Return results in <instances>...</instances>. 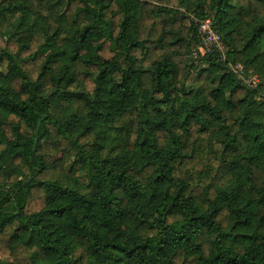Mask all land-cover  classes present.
<instances>
[{
    "label": "trees",
    "instance_id": "obj_1",
    "mask_svg": "<svg viewBox=\"0 0 264 264\" xmlns=\"http://www.w3.org/2000/svg\"><path fill=\"white\" fill-rule=\"evenodd\" d=\"M3 65L0 264H264V0H0Z\"/></svg>",
    "mask_w": 264,
    "mask_h": 264
},
{
    "label": "built area",
    "instance_id": "obj_2",
    "mask_svg": "<svg viewBox=\"0 0 264 264\" xmlns=\"http://www.w3.org/2000/svg\"><path fill=\"white\" fill-rule=\"evenodd\" d=\"M196 26L199 45L193 52L195 57H202L214 51H222L220 37L214 30L210 19L197 21ZM238 69L240 70V67ZM250 82L257 84V77H253Z\"/></svg>",
    "mask_w": 264,
    "mask_h": 264
},
{
    "label": "rangeland",
    "instance_id": "obj_3",
    "mask_svg": "<svg viewBox=\"0 0 264 264\" xmlns=\"http://www.w3.org/2000/svg\"><path fill=\"white\" fill-rule=\"evenodd\" d=\"M0 70H4V65L0 67Z\"/></svg>",
    "mask_w": 264,
    "mask_h": 264
}]
</instances>
